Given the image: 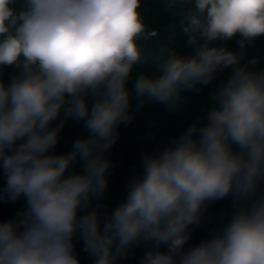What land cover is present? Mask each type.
Listing matches in <instances>:
<instances>
[{"label": "clouds", "instance_id": "clouds-1", "mask_svg": "<svg viewBox=\"0 0 264 264\" xmlns=\"http://www.w3.org/2000/svg\"><path fill=\"white\" fill-rule=\"evenodd\" d=\"M16 4L0 0V201L26 207L0 220V264H80L77 234L93 264H117L139 244L152 245L140 264H264V68L259 57L244 62L264 36V0H162L174 20L155 45L160 31L146 24L141 0ZM179 34L193 54L177 52ZM237 36L239 51L213 46ZM146 65L159 75L142 72L129 89L133 68ZM7 67L16 72L5 84ZM226 69L206 123L142 154V174L102 222L105 205H91L108 189L105 154L134 119L133 94L137 111L149 102L176 111L183 92L199 93ZM68 119L89 135L50 154ZM77 162L82 171L68 172ZM225 199L227 221L186 249L209 205Z\"/></svg>", "mask_w": 264, "mask_h": 264}]
</instances>
